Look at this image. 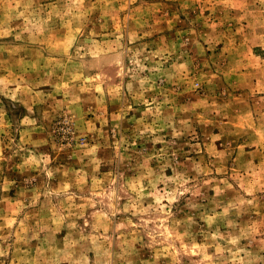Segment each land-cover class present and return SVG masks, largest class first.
<instances>
[{
	"label": "rangeland",
	"instance_id": "374dc122",
	"mask_svg": "<svg viewBox=\"0 0 264 264\" xmlns=\"http://www.w3.org/2000/svg\"><path fill=\"white\" fill-rule=\"evenodd\" d=\"M0 264H264V0H0Z\"/></svg>",
	"mask_w": 264,
	"mask_h": 264
},
{
	"label": "crops",
	"instance_id": "0c3cea01",
	"mask_svg": "<svg viewBox=\"0 0 264 264\" xmlns=\"http://www.w3.org/2000/svg\"><path fill=\"white\" fill-rule=\"evenodd\" d=\"M32 107V106H31Z\"/></svg>",
	"mask_w": 264,
	"mask_h": 264
}]
</instances>
